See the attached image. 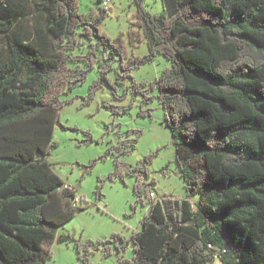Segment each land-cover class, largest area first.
I'll use <instances>...</instances> for the list:
<instances>
[{"label":"trees","instance_id":"1","mask_svg":"<svg viewBox=\"0 0 264 264\" xmlns=\"http://www.w3.org/2000/svg\"><path fill=\"white\" fill-rule=\"evenodd\" d=\"M134 2L128 37L132 48L146 40L144 55L129 50L123 32L102 28L103 6L81 12L79 0H0V264H55L59 228L89 207L84 196L74 204V188L46 156L61 107L75 99L66 95L96 67L83 104L107 86L120 97L123 80L143 97L139 115L160 101L186 196H151L155 152L141 165L121 159L136 147L137 130L89 168L113 155L110 178L136 176L137 200L149 205L140 230L59 241L73 242L79 264H91L93 247L115 250L119 264H264V0H164L168 14ZM156 54L170 66L153 82L136 80L132 70ZM129 244L132 258L123 255Z\"/></svg>","mask_w":264,"mask_h":264},{"label":"rangeland","instance_id":"2","mask_svg":"<svg viewBox=\"0 0 264 264\" xmlns=\"http://www.w3.org/2000/svg\"><path fill=\"white\" fill-rule=\"evenodd\" d=\"M164 0H145L144 6L152 13L168 14L164 8ZM102 6L99 0H79V10L89 11L91 7ZM107 9V16L102 22V28L112 37L123 32L129 50L137 54L149 53L146 40L132 48L128 32L137 7L134 0H112ZM170 66V61L161 54L140 67L132 70L136 80L153 82L163 70ZM97 67L92 69L87 80L74 87L66 97L75 96L73 101L61 107V119L54 127L53 140L57 143L46 159L62 180L72 186L78 196H84V204L88 209L80 210L59 228L53 242L55 264H79L77 250L72 243L60 242L61 234L69 233L75 238L87 240L106 239L113 233L130 237L134 230H140L141 221L148 211L149 205L138 202L134 192L136 176L125 174L110 178L115 169L114 156L98 159L91 168L89 165L103 155L112 144H118L121 139L135 138L137 130L141 131L136 147L121 155V159L132 165H141L145 155L155 152L153 161L148 163L149 175L147 181L155 197L164 194L178 197L186 196L184 179L176 160V148L170 128L165 122L163 106L158 99L150 101L144 108L151 107V115H139L143 102L141 95L131 90L129 80H121L120 97H116L110 87L100 88L93 101L83 104L84 96L88 94L90 83L98 77ZM116 77L115 74H112ZM126 89V93L125 90ZM107 104L119 109L115 113ZM116 109V108H115ZM131 130V132H128ZM121 132V134H119ZM91 135L92 139H89ZM91 171H88V170ZM102 179L104 196L99 199L95 190ZM193 199H196L194 197ZM132 205L135 206L132 207ZM90 255L91 264H119L118 254L114 250L105 254L102 248L93 247ZM133 246L129 244L123 255L133 256ZM213 264H222L216 259Z\"/></svg>","mask_w":264,"mask_h":264},{"label":"built area","instance_id":"3","mask_svg":"<svg viewBox=\"0 0 264 264\" xmlns=\"http://www.w3.org/2000/svg\"><path fill=\"white\" fill-rule=\"evenodd\" d=\"M111 2H112V0H102V6L104 8H108L110 6ZM65 187L73 188L72 186H70L67 183H66ZM151 196H154V193H151ZM80 202H81V198H80V196L77 195L76 198L74 199V204L78 205ZM223 251H226V250L224 249ZM217 259H219V258L217 257Z\"/></svg>","mask_w":264,"mask_h":264}]
</instances>
